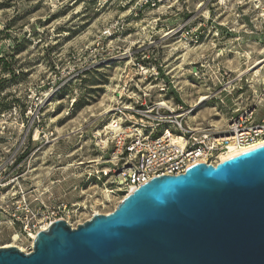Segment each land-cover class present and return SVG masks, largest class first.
Returning a JSON list of instances; mask_svg holds the SVG:
<instances>
[{"label":"rangeland","instance_id":"374dc122","mask_svg":"<svg viewBox=\"0 0 264 264\" xmlns=\"http://www.w3.org/2000/svg\"><path fill=\"white\" fill-rule=\"evenodd\" d=\"M253 1L0 0V248L29 252L23 229L51 212L76 227L117 206L94 177L112 161L102 130L122 90L219 130L249 105L264 80Z\"/></svg>","mask_w":264,"mask_h":264},{"label":"water","instance_id":"95a60500","mask_svg":"<svg viewBox=\"0 0 264 264\" xmlns=\"http://www.w3.org/2000/svg\"><path fill=\"white\" fill-rule=\"evenodd\" d=\"M0 264H264V145L155 177L76 228L57 221Z\"/></svg>","mask_w":264,"mask_h":264},{"label":"built area","instance_id":"2783aa9c","mask_svg":"<svg viewBox=\"0 0 264 264\" xmlns=\"http://www.w3.org/2000/svg\"><path fill=\"white\" fill-rule=\"evenodd\" d=\"M253 4L257 9L260 1L254 0ZM262 11L258 22L264 28ZM188 37L192 36L186 33L183 38ZM258 86L250 104L233 112L220 130L195 125L190 116L193 108L185 110L179 101L156 103L148 90H139L138 94L122 90L108 110L110 120L102 130L112 161L97 173L94 182L105 185L107 180L105 192L116 197L118 205L130 190H138L155 177L183 175L198 163L215 166L222 154L264 142V80ZM158 91L160 98L166 95L164 88ZM61 214L51 212L43 227L35 231L34 224L31 230L24 228L23 233L34 241L43 228L62 221Z\"/></svg>","mask_w":264,"mask_h":264},{"label":"bare ground","instance_id":"6f19581e","mask_svg":"<svg viewBox=\"0 0 264 264\" xmlns=\"http://www.w3.org/2000/svg\"><path fill=\"white\" fill-rule=\"evenodd\" d=\"M264 60V59H263ZM263 60H261V61H257V63L255 64V66H257L259 63H261ZM264 62V61H263ZM263 65V64H262ZM254 66V65H253ZM261 66V65H260ZM259 66V67H260ZM258 67V68H259ZM262 67V66H261ZM256 73H257V71H255ZM205 100H207V97L206 96H201L200 98H198L197 99V102L195 103V107H197L198 105H200V104H203V102L205 101ZM262 145H264V142H259V144H257L256 146H254V147H251V148H249V149H244V150H237V151H233V150H231L229 153H227V154H222V155H220L219 156V161L220 162H222V161H225V160H228L229 158H231V157H235V156H238V155H241V154H244V152H248V151H252V150H254V149H257V148H259L260 146H262ZM133 192V190H130L129 191V194L130 193H132ZM18 195V193H14L13 195H12V197H15V196H17ZM95 214H97V213H95ZM70 226V225H69ZM42 230H46V228H43ZM16 238H17V236L16 237H14V239L13 240H16ZM33 238H34V236H33ZM2 247H4V248H7V247H11L10 245H5V246H2Z\"/></svg>","mask_w":264,"mask_h":264}]
</instances>
